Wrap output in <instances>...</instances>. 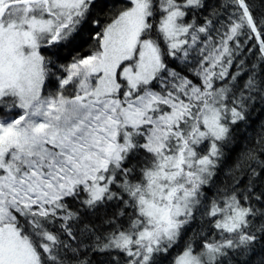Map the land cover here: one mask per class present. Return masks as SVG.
Returning <instances> with one entry per match:
<instances>
[{
    "label": "snow or ice",
    "instance_id": "obj_1",
    "mask_svg": "<svg viewBox=\"0 0 264 264\" xmlns=\"http://www.w3.org/2000/svg\"><path fill=\"white\" fill-rule=\"evenodd\" d=\"M0 264H264V0H0Z\"/></svg>",
    "mask_w": 264,
    "mask_h": 264
}]
</instances>
